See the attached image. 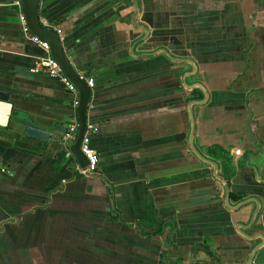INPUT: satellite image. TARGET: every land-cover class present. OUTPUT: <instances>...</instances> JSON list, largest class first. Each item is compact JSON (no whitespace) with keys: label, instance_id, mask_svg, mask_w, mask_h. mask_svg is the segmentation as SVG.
Instances as JSON below:
<instances>
[{"label":"crops","instance_id":"obj_1","mask_svg":"<svg viewBox=\"0 0 264 264\" xmlns=\"http://www.w3.org/2000/svg\"><path fill=\"white\" fill-rule=\"evenodd\" d=\"M137 2L39 0L42 23L62 32L67 59L94 83L91 175L63 143L11 130L21 113L69 129L77 119L68 90L32 71L38 56L23 51L19 6L0 4V91L16 84L26 100L0 101L9 107L0 123V264H190L197 246L219 264H247L259 241L235 226L248 224L254 205L227 210L223 185L188 150L187 104L203 99L186 88L195 82L208 94L193 108L195 147L217 163L231 206L261 202L246 234H264V0ZM162 49L192 60L196 75L186 78L190 67ZM252 264H264V248Z\"/></svg>","mask_w":264,"mask_h":264},{"label":"water","instance_id":"obj_2","mask_svg":"<svg viewBox=\"0 0 264 264\" xmlns=\"http://www.w3.org/2000/svg\"><path fill=\"white\" fill-rule=\"evenodd\" d=\"M137 6L138 2L135 0ZM17 4L19 6L20 16L23 19V23L26 26L29 34L31 36L36 37L42 42H45L49 45L50 54L52 59L55 61L57 66L59 67L60 72L68 79V81L75 87L78 97L77 102L75 104V98L73 94L68 91V94L71 95L70 103H72L74 114L76 115V119L78 122V129L76 132V138L71 143L70 146H67L62 139L64 134L70 132V129L66 124L63 122H59L56 124L47 123L44 120H41L39 114L35 115H28L25 113H21L14 118V121L10 125L11 130L15 135H20L23 138L36 141L39 143H49L53 141H57L59 143H63L66 147L65 153L68 154V151L72 158L75 160L79 169L82 172H85L88 169V162L85 159L84 155L80 150V144L85 132V127L87 124V110L91 101L92 91L88 87L87 82L79 78V75L67 59L64 51L63 43L59 40V35L54 29L53 24L45 25L42 23L39 15V0H0V4L10 5V4ZM23 51L24 53L31 55V56H41L43 51L37 45H34L29 40H25L23 43ZM161 54L165 55L169 60L187 64L191 71L186 73V78H190L196 75L197 68L192 60L187 58H174L169 55L166 50H160ZM187 90H199L203 94V99L200 101H191L187 104V115L189 121V135L187 138V146L190 153L202 164L211 168V175L214 180L221 183L224 188V197H223V205L227 210L232 212H237L241 208L246 205L253 204L254 209L251 213L249 218L248 224H237L235 226V231L245 238L249 242H258L250 251V254L247 258V264H252L254 255L264 248V234L256 233L253 235L246 234L248 230H250L255 222L257 221V217L261 211V202L258 199L251 197L242 200L241 202L231 206L229 203L230 198V190L225 180L222 176L218 173V165L216 162L209 160L205 156H203L195 147L194 144V133H195V120L193 115V108L198 105L205 104L208 94L205 88L200 83H192L186 84ZM11 91L7 93H3L0 91V101L8 102L12 105H16L19 101L25 100V97L19 95L21 87L17 86L16 84L11 86ZM26 101V100H25ZM28 101V100H27ZM16 107V106H15ZM250 132V131H249ZM252 142L253 139H252ZM247 152L245 155L249 154ZM88 175V174H85ZM103 180V179H102ZM169 238L164 240L163 244L165 247L168 246ZM198 250L203 251L204 255L209 258L212 264H219L216 261L215 256H213V252H210L207 249L202 248L201 246H197L193 248V253L189 257L190 264H204V260H197L196 253Z\"/></svg>","mask_w":264,"mask_h":264},{"label":"built area","instance_id":"obj_3","mask_svg":"<svg viewBox=\"0 0 264 264\" xmlns=\"http://www.w3.org/2000/svg\"><path fill=\"white\" fill-rule=\"evenodd\" d=\"M55 30L59 35L60 42L64 43L65 37L62 34V32L58 29ZM23 31L26 38L34 45L40 47L41 50L43 51V54L37 57L35 66L32 71L36 74L38 73L45 74L48 77L57 80L61 85L65 87L66 90H68L74 95L75 104H76L77 102L76 100L78 97L77 91L75 87L68 81V79L60 72L59 67L52 59L49 45L45 42L40 41L36 37L31 36L25 25L23 26ZM79 78L84 80L83 77H79ZM87 85L90 89L94 87V83L92 81H87ZM77 129H78V122L75 121V123L70 128V132L64 135L63 141L65 142L66 145L71 144L75 140ZM94 129H95V125L91 122H87L85 127V132L80 144V150L89 165L88 169L84 172V174H88V175L95 174L98 167L97 154L91 147V142H90V136L91 133L94 131Z\"/></svg>","mask_w":264,"mask_h":264},{"label":"bare ground","instance_id":"obj_4","mask_svg":"<svg viewBox=\"0 0 264 264\" xmlns=\"http://www.w3.org/2000/svg\"><path fill=\"white\" fill-rule=\"evenodd\" d=\"M8 108L6 105L0 104V123H5L7 115H8Z\"/></svg>","mask_w":264,"mask_h":264},{"label":"trees","instance_id":"obj_5","mask_svg":"<svg viewBox=\"0 0 264 264\" xmlns=\"http://www.w3.org/2000/svg\"><path fill=\"white\" fill-rule=\"evenodd\" d=\"M211 152H213V154L219 153L221 156L225 155V152L222 150H219V149H213V150H211Z\"/></svg>","mask_w":264,"mask_h":264}]
</instances>
